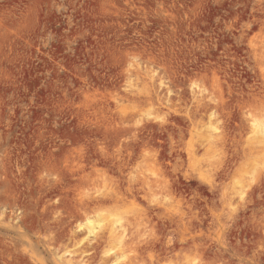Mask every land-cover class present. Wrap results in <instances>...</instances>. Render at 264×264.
<instances>
[{
    "label": "rangeland",
    "instance_id": "rangeland-1",
    "mask_svg": "<svg viewBox=\"0 0 264 264\" xmlns=\"http://www.w3.org/2000/svg\"><path fill=\"white\" fill-rule=\"evenodd\" d=\"M263 85L264 0H0V264H264Z\"/></svg>",
    "mask_w": 264,
    "mask_h": 264
},
{
    "label": "bare ground",
    "instance_id": "bare-ground-1",
    "mask_svg": "<svg viewBox=\"0 0 264 264\" xmlns=\"http://www.w3.org/2000/svg\"><path fill=\"white\" fill-rule=\"evenodd\" d=\"M191 86L193 88H195V89L198 88V92L195 93L196 96H194V100H197V103H199V105H200V102L203 99V98L202 99L200 98V95L202 94V93L200 94V91H201L200 87L198 85H196L195 83H192ZM201 92H203V91H201ZM252 100H254L253 103L251 101L248 102V103H245L241 107V110H240L241 111V115L248 122V130L246 132V135L244 136V140L242 141V145L246 146L247 150H250V149H253V148L262 147V146L264 147V115H259V113H258L259 110H258L257 106L255 105L258 101H264V85L261 87V89H260V91L258 93H255V94L252 95ZM206 104L202 105V106L206 107ZM208 126H209V124H208ZM209 128H210V126H209ZM202 134H205L204 137H202V139H201V143L203 144V146H204V144L205 145H209L210 143H213V141H214V139L216 137V135L214 134V129H212V128L208 129L206 133L204 132ZM241 138L242 137L240 136V138H239L240 142H241ZM244 146H243V148H245ZM143 183H146L145 179L142 180V184ZM102 223H103V221H102ZM121 227H123V226H121L117 221L114 222V223H109V224L107 223V225L105 224V228L104 229L106 230L105 231L106 236L109 237V239L111 237L112 240L114 238L116 240L117 239L116 237L118 235L116 233H118L121 230ZM101 228H102V224H101L100 221L98 222L96 220L89 219V218H86L85 221L82 222L81 224H78V227H77L78 230L85 229L87 231V234H89L90 236L92 235L93 236L92 239L94 238L95 240H96V233H97V231H100ZM115 235H116V237H114ZM122 238L123 237L121 236V239ZM196 239H197L196 236H192L190 242H193L195 244ZM95 240H92V241H95ZM116 241H118V240H116ZM141 241L142 242L139 243L138 250L141 253H143V254L144 253H149V254L152 255V254H157L159 251H162V253H163L164 257H165V254H169V253L171 254V252H173L177 248V244L174 241H172L168 236H166V237L164 236V239H160V240L159 239L158 240L155 239V241H149V240L148 241L141 240ZM95 242H97V240ZM180 242H185V241H183V240L181 241L180 240ZM119 243H121V242H119ZM132 244H134V243H132ZM116 250H119V249L117 248ZM116 250H115V247H112L111 249H108L107 251L104 252L106 257L110 256V259H108V260L104 259V263L103 264H121V260L124 259V255L118 254ZM124 250H125V248H124ZM133 251H135V248H134ZM197 259H195V260L197 261ZM195 260L192 259V260H190L188 262H185L184 264H202L201 262H198V261L196 262ZM67 262L70 264V258H68Z\"/></svg>",
    "mask_w": 264,
    "mask_h": 264
}]
</instances>
